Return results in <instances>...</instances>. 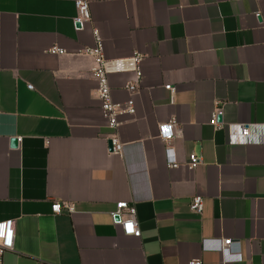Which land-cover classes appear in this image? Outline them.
Returning a JSON list of instances; mask_svg holds the SVG:
<instances>
[{
    "label": "crops",
    "instance_id": "1",
    "mask_svg": "<svg viewBox=\"0 0 264 264\" xmlns=\"http://www.w3.org/2000/svg\"><path fill=\"white\" fill-rule=\"evenodd\" d=\"M76 1L0 0V221L15 223L2 263L264 264V145L230 146L227 132L264 124V0H86L81 28ZM94 30L107 60L143 56L136 94L123 89L131 73L108 77L113 100L136 108L117 131L121 156L108 154L94 62L78 54ZM171 119L180 135L165 141ZM118 202L134 207L140 238L111 222ZM227 239L240 262L214 251Z\"/></svg>",
    "mask_w": 264,
    "mask_h": 264
},
{
    "label": "built area",
    "instance_id": "2",
    "mask_svg": "<svg viewBox=\"0 0 264 264\" xmlns=\"http://www.w3.org/2000/svg\"><path fill=\"white\" fill-rule=\"evenodd\" d=\"M77 16L73 21L75 28H81L84 24L90 22V13L88 2L86 0H78L75 2ZM94 44L91 47H86L80 51L79 55L90 57L94 65L90 70L91 76L96 84V97L99 102L100 111L106 123V128L109 132L105 136V141L109 145V155L121 156L122 144L118 139V128L121 124V119L126 116H134L136 113L135 103L132 98H129L123 103L115 102L112 98L111 88L108 77L112 74L131 73L133 78L127 82L123 89L129 94H136L140 88L142 79V61L143 56L138 52H134L132 56L126 59L107 60L103 52V43L98 33L93 31ZM54 55H64L65 50L59 47H53L49 50ZM28 90H32V86H27ZM164 89L172 92L173 88L170 85L164 86ZM222 116L220 102L214 103V109L211 113L209 124L220 129L221 124L218 119ZM177 127L174 119H171L165 124L159 126L161 138L169 141L180 132H173V128ZM228 144L230 146H248V145H264V124H230L227 126ZM166 164L168 168H177L179 164L174 157L171 149H167ZM201 164V157L191 153L189 154L184 166L188 170H194ZM68 212L71 211L69 206H63ZM62 209L61 204L53 203L51 205L52 214H60ZM189 210L194 215H200L203 211V199L200 196H194L189 203ZM111 222L119 226L124 235L140 238L141 231L135 217V209L127 202L116 203V209L110 213ZM15 223L14 220L0 221V264L2 263L3 255L11 252L14 248ZM234 244L231 240H219L216 242L214 251L219 252L223 256L224 263L233 261L240 262L241 256L239 253L230 254L229 248ZM187 264H201L199 260H191Z\"/></svg>",
    "mask_w": 264,
    "mask_h": 264
},
{
    "label": "water",
    "instance_id": "3",
    "mask_svg": "<svg viewBox=\"0 0 264 264\" xmlns=\"http://www.w3.org/2000/svg\"><path fill=\"white\" fill-rule=\"evenodd\" d=\"M218 121H220V118L218 119ZM10 146L11 147H16L17 146V139L16 138H13V139L10 140Z\"/></svg>",
    "mask_w": 264,
    "mask_h": 264
}]
</instances>
